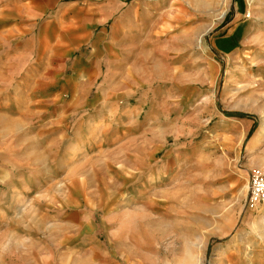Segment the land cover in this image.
<instances>
[{
  "label": "rangeland",
  "instance_id": "374dc122",
  "mask_svg": "<svg viewBox=\"0 0 264 264\" xmlns=\"http://www.w3.org/2000/svg\"><path fill=\"white\" fill-rule=\"evenodd\" d=\"M122 2L120 58L136 93L57 131L64 148L76 122L95 123L55 180L41 178L57 164L43 158L55 131L28 66L36 58L17 73L18 45L44 20L24 28L0 0V140L12 149L0 144V264H264V202L249 197L251 177L264 176V0ZM143 95L133 123L153 131L122 132L121 110ZM5 165L15 181L38 180L7 189ZM72 208L91 238L66 222Z\"/></svg>",
  "mask_w": 264,
  "mask_h": 264
},
{
  "label": "crops",
  "instance_id": "0c3cea01",
  "mask_svg": "<svg viewBox=\"0 0 264 264\" xmlns=\"http://www.w3.org/2000/svg\"><path fill=\"white\" fill-rule=\"evenodd\" d=\"M122 3V0H5L8 17L11 15L10 11L14 12L11 17L21 19L19 24L22 27L35 28L34 22L44 20L33 40H29L30 46H27V43L19 44L16 52L17 73L24 69L26 60L34 56L36 59L30 60L28 66L37 69L35 81L44 82L46 85V92L41 96L44 108H40L48 110V125L55 132L51 135L48 146L44 147L43 158H49L48 161L56 163L57 166L54 169L51 165L46 176H41L42 179L66 178L68 165L73 162L74 145L77 148H88V132L95 127L93 122H76L75 139L66 138L62 148L63 141L59 139L57 131L68 130L74 113L105 103H109L114 109L120 100L130 98L136 93L135 87L128 84L133 77L127 73L128 63H123L120 58V40L123 33ZM1 50L5 51V48L2 47ZM14 75L15 73H12L10 77ZM142 77L136 87L148 81L144 79L145 76ZM95 87L96 92L92 95ZM144 97L145 95L140 97L135 107L127 104L121 110L120 118L130 121L124 123L125 128H120L122 132L153 129L151 124L139 126L133 123L132 118H135L134 115L136 116L137 111L145 104ZM123 134H113L107 141L101 136L97 141L115 144L123 139ZM132 139L135 142L149 139L150 143L152 138L137 133ZM4 142L5 150L9 153L12 149H7L10 148V145H6L8 140H0L1 145H4ZM5 150L0 152V158H5L6 164L9 158ZM16 179L17 181L13 172L5 165L4 183L7 189L25 191L38 177L22 174ZM69 189V192L72 191L71 187ZM71 210H74L69 214L71 221L66 222L74 227L73 231L76 233L85 228L83 236L91 238V232L87 229L91 226L85 219L79 218L83 211L78 208ZM76 220L78 221L75 222Z\"/></svg>",
  "mask_w": 264,
  "mask_h": 264
},
{
  "label": "built area",
  "instance_id": "2783aa9c",
  "mask_svg": "<svg viewBox=\"0 0 264 264\" xmlns=\"http://www.w3.org/2000/svg\"><path fill=\"white\" fill-rule=\"evenodd\" d=\"M249 197L254 204L264 202V176L255 174L251 177Z\"/></svg>",
  "mask_w": 264,
  "mask_h": 264
},
{
  "label": "trees",
  "instance_id": "16d2710c",
  "mask_svg": "<svg viewBox=\"0 0 264 264\" xmlns=\"http://www.w3.org/2000/svg\"><path fill=\"white\" fill-rule=\"evenodd\" d=\"M250 133H252V131Z\"/></svg>",
  "mask_w": 264,
  "mask_h": 264
}]
</instances>
